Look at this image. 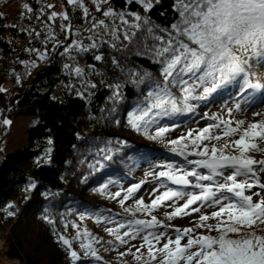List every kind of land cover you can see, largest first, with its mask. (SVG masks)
Wrapping results in <instances>:
<instances>
[{"label":"trees","instance_id":"1","mask_svg":"<svg viewBox=\"0 0 264 264\" xmlns=\"http://www.w3.org/2000/svg\"><path fill=\"white\" fill-rule=\"evenodd\" d=\"M152 4L151 9L145 10L139 0H109L97 10L92 0H83V6L88 8L85 17L83 8L69 4L68 0H26L25 5L31 10L23 5L14 27L0 16V86L7 84L5 89L0 87L2 136L9 134L15 119L36 118L27 131L26 145L3 154L0 161V239L8 261L122 264L115 263L107 254L97 259L85 256L82 251L80 258L74 260L71 251L77 249L75 242L69 248L60 237L69 240L76 226L99 233L102 240L111 244L104 231L105 219L130 213L124 211L129 207L124 201L121 204L122 192L115 190L116 185L132 183L164 161L194 167L184 156L170 151L171 140L185 137L181 145L187 144L186 154L203 150L207 145L194 148L191 143L194 138L186 137L185 132H174L172 126L182 127L183 123L191 126L201 101L210 103L213 98L190 101L192 111L155 117L147 135L143 128L136 131L128 122L129 113H138L139 108L147 106L154 82L163 81L158 62L161 58L155 54V49L162 45L155 37L167 39L162 30L171 31V24L179 18L175 0H152ZM60 6L68 19L60 15L50 19ZM109 6L114 12L123 13L128 23H122L119 17H105L103 11ZM132 13L141 20L137 22ZM100 20L108 27H93ZM136 23L141 26L135 27ZM68 24L71 32L61 28ZM93 42L97 47H91ZM77 43L87 50L75 47ZM96 56L102 59L96 60ZM76 68L82 70L80 74ZM231 87L236 88L237 82ZM263 91L252 101L244 94L229 96V106L233 109L249 103L256 106ZM172 92L181 96L178 88L173 87ZM212 111L206 112L205 122L198 121L191 128L199 131L208 127L210 121H221L220 113L215 111L212 116ZM6 120L10 123L5 124ZM160 127L169 131L162 138L150 139ZM215 131L210 129L212 135H218ZM225 141L229 140L222 139ZM218 143L212 141L207 146L219 149ZM224 151L240 155L231 142ZM109 156L110 159L106 158ZM194 157L197 156L188 155L189 160ZM196 169L209 174L207 169ZM117 191L118 197L114 195Z\"/></svg>","mask_w":264,"mask_h":264},{"label":"snow or ice","instance_id":"2","mask_svg":"<svg viewBox=\"0 0 264 264\" xmlns=\"http://www.w3.org/2000/svg\"><path fill=\"white\" fill-rule=\"evenodd\" d=\"M92 2L97 6V10H100V6L108 4L109 0H92ZM139 2L145 10L153 7L152 0H139ZM68 3L83 8L84 15L87 17L88 8L83 6V0H68ZM175 10L179 18L171 24V31L162 30L166 32L167 39L155 37L162 45L155 49V54L161 58L158 62L161 64L159 71L163 81L154 82L153 89L148 93L147 106L137 110L139 115L136 111L129 113L128 122L136 131H141L143 128L146 135L149 126L155 123V117L192 111L194 106L190 101L205 100L223 85L245 80L243 86L245 90L261 87L251 82L247 68L253 59L264 62V0H175ZM103 15L119 17L122 23H128L124 20V14L114 12L111 6L103 11ZM132 15L137 22L141 20L138 14L132 13ZM56 16L57 13L53 12L50 19ZM60 16L64 20L68 19L67 13H61ZM97 25L108 27L103 20L98 21L93 27ZM134 26L139 28L141 25L136 23ZM61 28L71 32L70 24L62 25ZM147 30L151 32L152 28ZM125 38H128L127 33H125ZM74 46L80 48L81 51L87 50L79 43ZM91 47H97L96 43L93 42ZM41 58H44L43 54ZM95 59L101 60L102 57L96 56ZM75 71L80 74L82 70L76 68ZM173 87L179 89L180 97L172 92ZM198 91L200 94H196ZM153 110H155L154 113ZM228 111L231 115V109ZM255 115H264V113H255ZM211 119L216 120L218 117L214 116ZM4 123L9 124L10 121L6 120ZM236 123L239 126L243 125L244 121ZM220 124L225 126L223 135L226 137L238 132V127H231L230 121L221 120L219 124H209L208 127L200 129L192 139L191 143L194 148H199L203 141H220L222 139L220 135L209 134L210 129L220 128ZM257 128L264 130V119L258 124H250L239 139L231 142L239 149L240 155L225 153L224 149L229 148V141H225L219 149L215 145L210 149L205 145L203 150L192 151L188 154H186L187 144L181 145L185 137L181 136L169 142L173 145L170 151L184 156L189 164L197 168L207 169L209 174L205 175L196 170L177 169L169 164L166 166L168 170L160 171L158 176L166 177L173 184L199 188L200 193L189 195L167 188L152 201L151 205H145L143 200H137L135 210L124 209L125 212H130L133 218L120 224L119 227L128 228L129 231H125L124 236L131 235L133 239L140 232L154 227H168L158 221L156 216H152L151 220H143L136 219L135 213L143 211L150 214V209L158 204L173 198L183 199L185 195H188L181 207H176L174 212L166 214L168 218L190 214L185 210L199 201L201 202L199 207L191 208L192 212L200 214L196 227L206 228L209 232L215 230L218 235H199L193 238L188 235L191 229L177 230L180 234L176 236L175 241L168 238L167 243L156 250L161 253L157 261L156 252L153 251L154 245L149 237L160 241L165 233L148 231L143 236V240L148 245L150 260L145 264H153L154 261L157 264H181V261L184 264H264V235H257L254 230L242 233L243 228L251 229L257 221L264 224V196H260L258 202H253V196L245 194L246 189L255 186L264 190V183H259L257 175V172H264V159L255 160L246 155L250 148L259 150L255 144L248 143L247 138H254L258 135L264 138V131L258 133L255 131ZM168 131L169 129L160 127L155 135L149 138L153 140L162 138ZM188 135L191 137L192 133L189 132ZM188 155L197 156L200 159L189 160ZM254 166L257 167L254 168ZM178 171H182L183 174L177 175ZM226 171H229V174L225 175ZM189 176L195 177L197 183L193 185L188 179ZM216 177H221L223 182L217 181ZM238 177H243V181L239 182ZM249 178L254 182L250 183ZM203 181H214L215 186L201 183ZM139 187V184L133 185L128 192L132 193ZM253 195L259 196V193H253ZM121 204H123V199ZM203 207L212 208L213 211L210 215L205 214L201 210ZM97 219L99 220L100 217L97 216ZM211 219L216 220V223H206ZM106 230L109 233L114 232L111 228ZM230 233L237 234L239 238H230ZM84 234L89 235L86 231ZM115 234L117 240L125 243L118 231ZM182 235L188 236L187 244L184 246H181ZM60 239L71 248V242L68 239L64 237ZM173 244L174 248L171 247ZM81 247L85 249V256L91 254L97 259L100 258L91 244L86 245L82 242ZM194 247L195 251L192 250ZM71 256L74 260L80 258L76 251H71ZM136 259L140 260L141 257L136 256Z\"/></svg>","mask_w":264,"mask_h":264},{"label":"rangeland","instance_id":"3","mask_svg":"<svg viewBox=\"0 0 264 264\" xmlns=\"http://www.w3.org/2000/svg\"><path fill=\"white\" fill-rule=\"evenodd\" d=\"M2 4V8L0 10V16L6 18L8 24L12 27H14L17 23V18L18 15L20 14L21 8L23 5L26 4V0H1L0 1ZM27 10L30 9V6L26 8ZM31 10V9H30ZM57 16L60 15L61 13H64L63 7H59L57 11ZM41 22H43V18L40 19ZM247 72L249 75V78L253 84H259L261 87L255 88V89H244L245 85V80H239L237 82V87L233 88L231 87L233 84H235L236 81L229 84L224 85L222 88H218L216 91L212 92L209 96V100H213L210 103H206L205 101H201L202 103L200 104V107L197 108L198 114L193 118L192 125H187L184 124L182 127H178V125H173L172 128H174V132L182 133L185 132V136L189 137V132L192 133V136L189 137L192 139L195 138V136L198 134V130L193 127V124L195 125L196 123L199 122H205L206 114L210 113V110L213 109L212 114L214 112L220 113L221 119L223 121H230L231 124L230 126L233 128L238 127V132L236 134H233L231 136H224L223 132L225 130L224 124H220V128H214L216 133L222 137V139H228L229 142H232L236 139L240 138V135L248 129V126L250 124H258L262 119H264V115H255V113H264V94L262 97L261 102L253 106L251 103L248 105H245L243 107L235 108L233 109L232 107L229 106V101L233 95H242L244 94L246 98L249 101H252L255 97H257L263 90H264V62H261L260 60L253 59L250 62V65L247 68ZM81 73V72H80ZM2 74V71L0 70V76ZM3 89L7 87V84H2L1 85ZM0 86V87H1ZM243 90L242 94L240 90ZM264 93V91H263ZM200 94V91H199ZM243 95V96H244ZM226 98V99H221V98ZM237 102V100L235 101ZM198 105V104H197ZM229 109H231V115H229ZM207 112V113H206ZM139 115V112L137 113ZM213 116V115H212ZM211 116V117H212ZM220 119V120H221ZM218 121V122H217ZM237 121H244L243 125H237ZM36 122V118L30 117V118H17L12 122V126L10 128L9 134L4 138L2 135V130H0V161L2 159V155L6 153L13 152L15 150H18L20 148H23L26 143H27V131L29 127H31L34 123ZM190 123V124H191ZM210 124H219L220 121L216 120L210 121ZM187 127H190L187 129ZM256 132H261L264 131L260 128L255 129ZM212 135V133H209ZM222 139L220 141H203L200 146H202L204 143L209 145L212 143V141L219 142L218 146L219 148L224 144L222 142ZM247 142L250 144H255L256 146L259 144V147L257 148L259 150L255 149H249L248 152L246 153L247 156H251L252 159L255 160H261L264 159V138L261 136H256L254 138H247ZM234 146V145H233ZM227 150V149H226ZM232 155V154H231ZM192 159V158H191ZM200 159L198 157H194L192 160ZM171 162L170 161H164L160 167L156 168H151L143 174V177H136L134 182L132 183H126L122 185H116L115 190H120L122 193L120 197L123 199L124 203L126 204V207H129L131 210H135L137 208L136 201L137 200H143L145 205H151L152 201L156 199L157 196L162 194L164 191L167 190V188H172L178 191L185 192L186 194H199L200 189L192 187L186 188V187H177L175 186L170 180H168L166 177H159L158 173L160 171H167V165H169ZM173 165V164H172ZM175 166V165H174ZM177 169H186L188 171L196 170L197 171V166L194 167H187L185 164L177 165L175 166ZM257 166H254L256 168ZM202 169V168H198ZM206 170V169H203ZM231 171V170H229ZM229 171L225 172V175L229 174ZM203 173L202 171H199ZM177 175H182V171H178L176 173ZM207 175L208 173H203ZM257 175L259 177V183H264V172H257ZM188 179L192 182V184H196L197 180L195 177L189 176ZM239 182L243 181V177H238L237 178ZM217 181L223 182L221 177H216ZM249 182L253 183L254 181L249 178ZM201 183L204 184H211L210 181H203ZM112 184V183H111ZM139 184L140 187L133 191L132 193L128 192L129 188H132L133 185ZM144 184V185H143ZM215 186V184H212ZM166 186V187H165ZM103 187H107V184H104ZM117 191L116 193L120 192ZM253 193H259V196L253 195ZM246 195H252L253 196V202H258L260 199V196H264V190H261L258 186H255L251 189H246L245 190ZM115 195V194H114ZM116 196V195H115ZM118 197V196H116ZM126 197V198H125ZM188 195H185L183 199L181 198H173L171 200H166L160 204H158L155 208L150 209V214L148 212H136L135 213V218L136 219H143V220H151L152 216H156L157 220L162 222L163 225H168V227H161L157 226L152 229L146 230L144 232H140L139 235L136 236L135 239L129 236H124L125 231H129L128 228H120L119 225L122 223H126L127 220L132 219L133 216L131 213H129L128 216L126 217H109L106 218V226H105V232L107 234V237L110 239L111 244H108L109 241L102 240L101 237L99 236V233L95 232H87L86 229H79L75 226L74 230L72 232L73 235L70 236L69 241L75 242V246L77 249H73V251H76L77 254L82 251L85 253V249L81 247V243L83 242L84 244H91V247L95 249L96 255L100 257L103 254H107L108 256H111L113 260L116 262H121L122 264H131V263H138V262H146L150 260V257L148 255V245L145 243L143 240V236L147 234L148 231H152L155 233H165V236L161 238L160 241H156L152 239L150 236L149 239L152 240V243L154 245L153 251L156 252L157 255V261L161 257V253L156 251L157 249H160L163 247L165 243H167L168 238H171L173 241H175L176 236L180 233L177 232V230H183V229H191L192 231L188 234L191 235L193 238L199 236V235H206L207 232H209L206 228H197L196 225L199 222V213L192 212L191 208L199 207L201 202H197L196 204H193L189 209H186L185 211L190 214H181L177 216H173L171 219L168 218L166 215L167 213H172L175 211L176 207H181L187 200ZM121 201V199H120ZM124 205V204H123ZM205 214L210 215L211 212L213 211L212 208L208 207H203L201 209ZM97 219V218H96ZM97 221H99L97 219ZM206 223H211L215 224L216 220L211 219L207 221ZM76 225V224H75ZM113 229V233H109L106 229ZM256 231L257 235H261L264 232V224H261L259 221H257L256 224L253 225L251 229L245 227L242 229V231H245L244 233H247L248 231ZM85 231L89 235H85ZM118 231L119 235L123 236V239L125 243H121L119 240L116 239V234L115 232ZM215 230L211 231L214 232ZM237 234L235 233H230L229 236ZM76 240V241H75ZM188 241V236L187 235H182L181 238V246H184L187 244ZM72 246V245H71ZM171 247H175V245H171ZM195 251V247L192 249ZM123 254V255H122ZM92 256L91 254H89ZM123 256V257H122ZM136 256H140L141 259L137 260ZM96 258V256H92ZM120 261H116L119 260ZM0 264H14L12 261H8L4 257V246H3V241L0 239ZM153 264H157L156 261L153 262ZM181 264H184L183 261H181Z\"/></svg>","mask_w":264,"mask_h":264},{"label":"water","instance_id":"4","mask_svg":"<svg viewBox=\"0 0 264 264\" xmlns=\"http://www.w3.org/2000/svg\"><path fill=\"white\" fill-rule=\"evenodd\" d=\"M175 186H181V187H188V186H184V185H178V184H174ZM190 186V185H189Z\"/></svg>","mask_w":264,"mask_h":264}]
</instances>
